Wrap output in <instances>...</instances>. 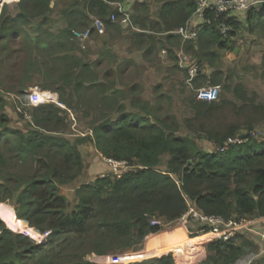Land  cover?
I'll list each match as a JSON object with an SVG mask.
<instances>
[{
    "label": "trees",
    "instance_id": "trees-1",
    "mask_svg": "<svg viewBox=\"0 0 264 264\" xmlns=\"http://www.w3.org/2000/svg\"><path fill=\"white\" fill-rule=\"evenodd\" d=\"M53 1L22 0L14 15H6L4 10L6 17L1 20L0 35L12 31L22 39L25 33L21 25L31 18L41 20L39 29H54L49 26L57 15L51 13L57 10ZM116 1L121 0H84L78 3L83 7L78 12L64 8L69 14V26H75L78 15L82 19L90 15L109 16L107 23H112L110 16L116 15L113 12L121 15L117 7V10L112 8L111 3ZM156 1L164 2L154 23L149 22L147 16L139 19L138 14L134 15V22L145 30H153L157 26L155 31L167 32L189 22L198 0ZM143 7V1L135 3L134 13ZM246 13L239 12L228 18L232 27L229 37H233L236 29L241 27L239 20H243L245 15L247 28L250 31L259 30L264 36V11L261 6L253 7ZM207 17L214 18L215 14L207 12ZM213 25L205 26L195 39L197 41L186 45L194 53L188 59L189 67L214 63L221 55L219 50L229 47L223 29L215 23ZM70 27L61 29L58 35L45 37V47L51 45L56 48L65 45L68 40L75 42L74 28ZM91 32L95 33V26ZM142 33L135 34L136 40L152 45V38ZM172 37L169 36L167 41ZM36 49L31 47L29 77L36 72L44 73L42 67H34L38 70L36 72L32 69L31 58ZM62 49L67 48L63 46ZM50 54H55V50ZM69 55L65 53L59 62L54 58L52 64H48L49 67L54 66L50 70L54 74L67 75L68 69L81 68L87 74L92 73V68L83 64L80 56ZM107 58L114 57L103 53L95 66ZM35 60L37 58H32V61ZM132 64L131 61L124 62L119 71L124 72ZM207 72L205 69L202 71L204 74L200 73L201 79L208 77ZM221 74V69L210 74L212 82H215L212 84L217 82L213 77H220ZM89 83L91 86L79 73L67 81L68 86L75 87L74 96L79 98L80 103H87L96 114L90 122L95 148L103 156L124 161L131 168L121 175L107 174L84 183L77 188V202L72 206L62 187L79 179L84 172L86 174L85 159L78 147L83 142L72 145L65 136L54 137L47 132L65 129L70 122L68 112L54 104L37 106L33 113L38 129L26 132L9 126L5 118L0 119V200H12L16 209L14 214L12 209L1 208L2 213H10V219L3 215L2 220L8 226L0 219V264H98L88 260V256L103 257L141 249L150 235L161 232L168 223L181 220L191 204L200 212L221 216L225 220L264 217V140L254 138L247 144L236 146L229 142L243 129L247 131L237 138H245L249 132L261 130L251 126L258 117L264 119V104L247 98L241 83H237L234 90L237 97L249 105H238L226 97L219 101L198 100L194 95L187 100L191 111L188 116L182 120L177 116H170L169 120L156 116L157 122L145 116L148 104L142 96L136 101L145 102V107L135 106L139 110L129 111L123 106L116 112L125 113L113 116L110 111L119 106L120 90L114 84L112 87L100 85L97 76ZM186 87L189 90L187 84ZM90 89L92 93L83 91ZM132 89L135 90V86ZM68 106L76 108L72 103ZM225 108L234 110L230 112L233 115L225 114ZM237 115L246 119L232 117ZM227 144L230 149L223 153L210 150L212 147L224 148ZM163 164L167 165L166 169H159ZM0 206L12 207L2 202ZM155 217L162 219V224L153 225ZM15 221L17 225L25 222L34 235L39 234L35 238H40L41 233L49 232V235L44 242L36 243L29 236L12 231ZM187 225L190 230L207 228L195 217H191ZM203 236L187 238L194 240ZM207 248V256L197 264H233L245 254V245L238 244L234 238L228 241L210 239ZM172 252L131 264H176Z\"/></svg>",
    "mask_w": 264,
    "mask_h": 264
},
{
    "label": "rangeland",
    "instance_id": "rangeland-1",
    "mask_svg": "<svg viewBox=\"0 0 264 264\" xmlns=\"http://www.w3.org/2000/svg\"><path fill=\"white\" fill-rule=\"evenodd\" d=\"M21 1L22 0L8 2L1 0L0 21L5 18L6 15H14L17 11V5ZM59 2L66 4L64 7H67V9L70 8V11L73 9L78 12L83 8L78 3L84 2V0H59ZM122 2L124 3V0ZM163 2L164 1L158 2L156 0H148L149 5L143 2L145 7L136 12V14L132 12L133 15L130 17V23H123L121 15L118 16L116 21H111L112 23L110 24L107 23L109 16L101 18L99 16L90 15L88 18L82 19V17H79L80 15H78L76 17L75 26L70 27L68 23L69 14L65 13V9L52 10L51 13L57 15L54 21L55 24L53 22V24L49 26H53L54 29H49L50 27H41L39 29L41 20L31 18L28 23L21 25L25 33L22 39H20L21 37H18L19 35L16 32L12 31L0 35V119L5 118L8 121L7 124L9 126H14V128H18L24 132L37 130L38 128L34 124V108L40 105L54 104L68 112L70 122L65 129L47 132L54 137L65 136L69 139L72 145L83 142L79 144L78 147L80 148L82 158L85 159L84 169H86V174L84 172L79 179L62 187L63 193L72 206L77 202V188L84 183H90L91 181L96 180V178L107 174H123L129 169V167L131 168V165L126 163L128 166L127 168L123 163L124 161L113 160L114 162H111L110 158L103 156L95 148L93 140L94 132L90 122L95 118L96 114L90 110L87 103H80L79 98L74 96L73 89L75 87L67 85V81L74 78L75 73H79L81 78H84L89 86H91L89 82L97 76L101 81L100 85H103L104 87H112L114 84L115 87L120 90L119 106H117L116 110L113 109L110 111L113 116H116L118 114L116 111L123 106L129 111L139 110L136 109L135 106L145 107V102L136 101L139 96H142L148 104V111L145 110V116L151 119V121L157 122L156 116L168 120L171 119L170 116H177L179 120H182L191 112L187 100L194 95L200 100L197 90L206 87L218 89V98L216 101L221 100L222 97H226L233 100L238 105H249L247 101L237 97V92L234 90V86L237 83H241L244 86V94L247 98L264 104V36L259 30L250 31L247 28V24L244 22L247 15L243 17V20H239L241 21V27L236 29L233 37H229V32L232 30V27L228 24V18L231 15L235 16V14H222L220 17L215 15L214 18L208 17L212 23L211 25L215 23L216 26L218 25L223 29L225 39H228L229 47L219 50L221 55L216 62L196 65L197 70L195 69L196 71H194L192 67L188 66V59L190 56H194V53L190 52L192 49H187L186 45L190 43V41L197 40H194V38L186 39L178 32V29L176 30V28L167 32L155 31L154 28H157V26H154L153 30H145L139 24L134 22L133 17L138 14L139 19L147 16L148 21L154 23L158 19L159 9ZM116 4L117 2L111 3L114 10H117L116 7L118 5ZM112 8L110 11H112ZM4 10L6 15L3 13ZM261 10L264 11V3L261 5ZM97 20H102L103 22V27L106 31V33L102 35L103 37L97 33L93 34L91 32V29H93L94 26H97ZM2 21L0 23L1 28ZM69 27L74 28L72 29L73 32L81 31L83 33H86L88 29H90L88 38L84 42L77 39L75 42L68 40L65 42L66 46L58 45L56 48H52L51 45H48L45 47V37H49L52 34L58 35L60 34L61 29ZM139 32H143L142 35L148 34L152 38V45L143 43L142 40L137 41L135 34ZM74 36L76 35L74 34ZM169 36L173 37L167 41ZM54 44H56V41ZM32 46L37 48L32 56L33 59L37 58V61H32L31 58L32 69L36 72L38 70L34 69V67H42L44 73L36 72L32 77H29L30 74L28 70L31 69L30 52H33L31 50ZM63 46L67 49H62ZM43 47L46 48L44 52L42 51ZM150 48L153 49L148 51ZM54 50L55 54L51 55L50 52ZM181 50H183V53L180 52ZM65 53L71 54L69 56H80L82 63L89 64V67L92 68V73L87 74L84 70H81V68H75L74 70L68 69L67 75L65 73L54 74V72L50 70L54 68V66L51 65V67H49L48 64H52L54 58H57V61L59 62V58ZM103 53H109L114 58H107L105 61H102L99 66H95L96 60H100L99 58ZM99 54L101 56H99ZM74 59L77 60V58ZM126 61H131L133 64L129 69H126L121 73L119 71L120 67H123V63ZM40 62L41 65L39 64ZM183 62L186 63V67ZM205 69L208 71V77L201 79L202 76L200 73L204 74L202 71L204 72ZM218 69L222 70V74L220 77H217L219 76L218 74L217 76H214L213 78L216 79L217 82L216 84H212L215 82H212L210 74ZM199 75L200 79L198 78ZM191 76L194 77L191 78ZM186 84L189 90L187 89ZM45 86L50 88L44 89L43 87ZM134 86L135 90L132 89ZM83 91L86 93H89L90 91L91 93L93 92L92 89ZM34 92L49 94V103H35V100L32 97ZM2 98H4V100ZM70 103L75 105L76 108H70L68 106ZM224 111L225 114L229 113L228 115L231 116L233 114H230V112H233L234 110H226L225 108ZM124 113L125 112L118 114L117 116ZM104 114L106 113H102V115ZM232 117L234 119H246L245 116L240 115ZM256 120L257 121L253 122V126L251 127L261 129L260 131L262 132V135L257 138L258 141H263L264 119L260 120L258 117ZM245 131L247 130L243 129L242 132L239 131L240 133L236 135L232 141ZM86 140L87 142H85ZM237 144L233 146H236ZM212 148H210V150ZM167 160L168 155L165 157L166 162ZM115 162L119 163L116 164ZM166 167L167 165L163 164L159 169H166ZM8 200L10 199H7V201L0 200V202L7 203L15 209L12 200H10V202H8ZM12 207L8 206V208H6L0 206L1 220L3 215L10 219V213H2L1 208L11 210ZM190 207L195 208V205L191 204ZM2 221L6 224L4 220ZM27 222L29 221L27 220ZM16 223L18 222H14L15 228L14 225L12 226L13 230L9 227L12 231L17 234L27 235L32 241H36V243L44 242L45 234L41 233L40 238H35L39 237V234L34 235L32 228H27L25 222L20 225H17ZM182 225H184V220H177L168 223L161 232L153 234V238L149 239V236L145 243H143L144 246L146 245V242L148 244L151 243V245L159 243L160 233L171 231ZM6 226L8 225L6 224ZM184 226H186L188 230V225L186 224ZM200 235L202 234L197 230H188L186 237L195 238ZM209 241L210 239L208 238L205 239L203 243H199L200 241L196 243V246L202 244V246L199 247L204 251V253L202 252L203 257L208 254L207 245ZM144 246H142V249L145 248ZM151 250L152 249L149 248L147 252H151ZM133 251L135 252L138 250L130 249L125 252H119L116 255L112 254L103 257L90 255L88 256V260H92L98 264H121V262H123L122 264H131L137 262V260H141L135 259L136 261L127 262V260L124 262V260L131 256L130 254ZM153 252L156 253L153 257L165 254L157 253L161 251L153 250ZM153 252L150 254L152 255ZM172 254L176 260V264H185V256L182 255L184 253H180L182 255L181 257L180 254L176 255L174 252H172ZM144 258L146 257H143L142 259ZM202 258L200 256L195 264L200 262Z\"/></svg>",
    "mask_w": 264,
    "mask_h": 264
},
{
    "label": "built area",
    "instance_id": "built-area-1",
    "mask_svg": "<svg viewBox=\"0 0 264 264\" xmlns=\"http://www.w3.org/2000/svg\"><path fill=\"white\" fill-rule=\"evenodd\" d=\"M5 1L14 2L20 0H5ZM263 3L264 0H198L195 11L191 19L189 20V22L186 23L188 25L185 24L186 26L184 25L177 29L178 32L181 33L186 39H192V38L196 39L200 31L203 28H205V26L212 24L209 18L207 17V12L213 13L217 17H220L222 14H237L239 12L248 13L253 7H259ZM117 8L118 11L123 14L122 22L130 23L131 22L130 12H128L121 4H118ZM116 19L117 16L113 14L112 20L116 21ZM96 25L101 30L103 29L102 20H97ZM89 33H90L89 30L86 33L74 32L76 37H78L82 41L88 38ZM183 64L185 67L187 66L185 62H183ZM192 68L194 69V71L197 70L196 65H194ZM193 77L194 76H191V78ZM197 94L200 100L214 101L218 98V89L211 87L200 88L197 90ZM32 97L35 100V103L38 104H45V103H49L50 101L49 94L34 92ZM261 133L262 132L260 130H253L249 132L245 136V138H236L234 141H232L231 139L229 142L231 145H235L237 143L243 144L248 142L251 138L261 135ZM229 148L230 145L227 144L224 148H222V151L228 150ZM111 162H114L113 159H111ZM118 163L119 162H117L116 164ZM123 163L128 168L126 162ZM191 217H195L199 220V222L207 225V228H204L203 230L199 231L202 234V236L206 235L214 239H222L228 241L235 238V236L238 234L240 230L254 231L253 224L255 221H249L246 218L241 219L239 221L225 220L221 216L207 215L203 212L198 211L196 208L190 207L189 211L181 218V220H184V225L187 224L188 220ZM257 221L263 222L264 224V217L260 216V218ZM162 222H163L162 219L155 217L153 218L152 224L158 225V224H162ZM262 237L264 238V234L262 235ZM252 261H253L252 258H248L244 260L240 259L239 262L237 261L236 263L233 264H251Z\"/></svg>",
    "mask_w": 264,
    "mask_h": 264
},
{
    "label": "crops",
    "instance_id": "crops-1",
    "mask_svg": "<svg viewBox=\"0 0 264 264\" xmlns=\"http://www.w3.org/2000/svg\"><path fill=\"white\" fill-rule=\"evenodd\" d=\"M122 1L123 0L116 1V2L118 4L123 5L124 8L128 12H130L132 15L134 13L135 3H140L142 1L148 3V0H124V3ZM53 2H54L53 4L56 5L57 10L66 8V7H64L66 4L59 2V0H54ZM135 14H136V12H135ZM117 19H118V15H117ZM88 30H90V29H88ZM95 33H97V34L101 35V37H103L102 35H104L106 33V31H105L104 27L101 30L99 27L95 26ZM76 39L79 41H82L78 37H76ZM180 52L183 53V50H181ZM259 218L260 217L246 218L249 221H255L253 224L254 231L240 230L238 232V234L235 236V240L238 244L241 243V244L245 245V254L241 258V260L252 258L253 261L251 264H264V238L262 237V235L264 234V224H263V222L257 221ZM188 230H190V229L188 228ZM188 230H187L186 226L182 225V226H179V227H177L171 231L162 232L159 235V238H160L159 243L151 245V243L148 244L146 242L145 246L143 244V246L145 248H143V249L141 248L135 252L133 251L130 254L131 256H129L130 258L128 257L126 260H124V262L127 260H128L127 262L136 261L135 259H142L143 257H146L144 259H149L150 257H153L154 254H156L155 252H153V250H154V251H161V252H157L160 254L167 253L169 251H173L174 253H176V255H178L180 253L181 254L184 253L182 255L185 256V259H184L185 264H195L196 260L200 256H202V252L204 253V251H202V248L199 247V246H202V244L196 246V243L198 241H200L199 243H201V242L203 243L205 241V239H208V236L204 235L203 238L194 239V240L188 239L186 237ZM152 235H150L149 239L153 238L154 235L153 236ZM209 239L214 240V238H209ZM149 248L152 249L151 250V252H153L152 255L150 254L151 252H147V250ZM131 250H133V249H131ZM191 252H192V254H191ZM125 254H127V253H125ZM181 254H180V257L182 256ZM131 257H133V258H131ZM140 261H142V260H140ZM122 263L123 262H121V264Z\"/></svg>",
    "mask_w": 264,
    "mask_h": 264
},
{
    "label": "clouds",
    "instance_id": "clouds-1",
    "mask_svg": "<svg viewBox=\"0 0 264 264\" xmlns=\"http://www.w3.org/2000/svg\"><path fill=\"white\" fill-rule=\"evenodd\" d=\"M116 5H118V3H117ZM118 12H119V11H118ZM119 13H120V12H119ZM115 14H116V16L118 15L117 12H116ZM120 14H121V16L123 17V14H122V13H120ZM130 14H131V13H130ZM131 15H132V14H131ZM111 20H112V16H111ZM203 29H204V28H203ZM198 36H199V34H198ZM197 38H198V37H197ZM197 38H196V39H197ZM194 40H195V39H194ZM261 135H262V133H261ZM261 135H259V136H257V137L259 138V137H261ZM257 137H253V138H251L248 142H246V144L249 143L252 139L257 138ZM222 148H223V147H220V148H212L211 151H213L214 153H223V152L227 151V150L222 151ZM229 149H230V148H229ZM229 149H228V150H229ZM198 232H199V231H198ZM48 235H49V232H46V233H45V239L48 237ZM200 236H201V235H200ZM208 238H210V237H208ZM45 239H44V240H45ZM234 239H235V238H234ZM214 240H216V239H214Z\"/></svg>",
    "mask_w": 264,
    "mask_h": 264
},
{
    "label": "bare ground",
    "instance_id": "bare-ground-1",
    "mask_svg": "<svg viewBox=\"0 0 264 264\" xmlns=\"http://www.w3.org/2000/svg\"><path fill=\"white\" fill-rule=\"evenodd\" d=\"M1 1V0H0ZM3 1V0H2ZM12 210H13V213L15 214V210H14V208L12 207L11 208ZM13 217H14V215H13ZM197 239H199V238H197Z\"/></svg>",
    "mask_w": 264,
    "mask_h": 264
}]
</instances>
